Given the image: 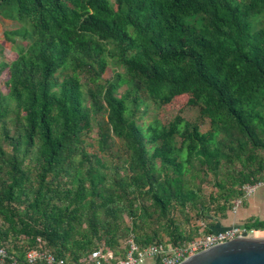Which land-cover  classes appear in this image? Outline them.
Segmentation results:
<instances>
[{"label":"trees","instance_id":"1","mask_svg":"<svg viewBox=\"0 0 264 264\" xmlns=\"http://www.w3.org/2000/svg\"><path fill=\"white\" fill-rule=\"evenodd\" d=\"M0 16L25 40L0 61L6 264L35 248L66 264L101 247L124 257L131 237L180 246L226 228L264 178V0H0ZM182 96L199 119L164 121Z\"/></svg>","mask_w":264,"mask_h":264},{"label":"built area","instance_id":"2","mask_svg":"<svg viewBox=\"0 0 264 264\" xmlns=\"http://www.w3.org/2000/svg\"><path fill=\"white\" fill-rule=\"evenodd\" d=\"M264 186V178L243 186L244 196L235 201L234 208L237 209L245 199L253 195L258 188ZM257 230H248L243 224H234L221 230L203 234L188 243L180 246L172 244H150L140 246L133 237L126 241L128 244L127 255L115 256L110 248L94 249L88 257L74 264H180L186 258L211 246L241 237H256ZM6 247L0 246V264H6L10 258ZM29 264H66L57 261L54 254L42 248L30 249L26 253ZM14 259L12 264H17Z\"/></svg>","mask_w":264,"mask_h":264},{"label":"rangeland","instance_id":"3","mask_svg":"<svg viewBox=\"0 0 264 264\" xmlns=\"http://www.w3.org/2000/svg\"><path fill=\"white\" fill-rule=\"evenodd\" d=\"M19 28V24L11 19H6L0 16V61H12L16 58V47L15 42L13 40L22 41L25 44V40L22 39L21 36H12L7 37V33H10L13 30ZM12 37V38H11ZM9 38V39H8ZM113 71L108 69L105 72V76L109 77L112 76ZM5 79L6 73L4 72L0 77V86L2 89L5 90ZM123 87L122 89H124ZM187 99L188 96H182L176 98L170 105L165 107L164 109L160 110V117L164 121H168L172 119L177 113L182 111V114L189 120L197 121L199 119V110L197 107H189L187 106ZM153 113V112H152ZM151 114V112H150ZM151 117L146 118L149 120ZM201 129L206 131L209 129V119H206L202 125ZM96 139V132L91 133L88 136V141H93ZM91 150L97 149V144L95 146L90 147ZM212 189V187H209ZM258 199L257 203L255 204V200ZM241 210L244 211L241 212ZM256 216V217H264V186L258 188L257 192L251 197L249 200H244V202L235 209L234 207L229 211L228 217L226 218V226H230L232 224H243L245 217L247 216ZM242 216V217H241ZM128 218V217H127ZM128 221H130L128 219ZM201 224V222H198ZM204 228V223L201 225ZM256 237H264V230H257ZM167 239V237H166Z\"/></svg>","mask_w":264,"mask_h":264},{"label":"water","instance_id":"4","mask_svg":"<svg viewBox=\"0 0 264 264\" xmlns=\"http://www.w3.org/2000/svg\"><path fill=\"white\" fill-rule=\"evenodd\" d=\"M180 264H264V237H241L211 246Z\"/></svg>","mask_w":264,"mask_h":264},{"label":"crops","instance_id":"5","mask_svg":"<svg viewBox=\"0 0 264 264\" xmlns=\"http://www.w3.org/2000/svg\"><path fill=\"white\" fill-rule=\"evenodd\" d=\"M256 192H257V191H256ZM256 192H255V193H256ZM255 193H254V194H255ZM254 194H253V195H254ZM253 195H251L250 197H248L247 200H248V199L250 200L251 197H252ZM257 201H258V199L255 200V204L257 203ZM241 212L244 213L243 210H241ZM251 216H252V215H251ZM241 217H242V216H241ZM248 217H250V216H247V217H245V218H248ZM263 218H264V217H263ZM226 220H227L226 218L220 219V221H219L217 227H218V228H221V227H223V226H226V225H227L226 222H225ZM235 224H237V223H235ZM232 225H234V224H232ZM230 226H231V225H230ZM226 227H229V226H226ZM223 228H224V227H223Z\"/></svg>","mask_w":264,"mask_h":264}]
</instances>
